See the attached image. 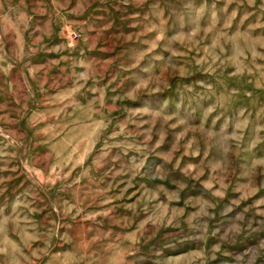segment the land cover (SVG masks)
<instances>
[{
  "label": "rangeland",
  "instance_id": "1",
  "mask_svg": "<svg viewBox=\"0 0 264 264\" xmlns=\"http://www.w3.org/2000/svg\"><path fill=\"white\" fill-rule=\"evenodd\" d=\"M0 264H264V0H0Z\"/></svg>",
  "mask_w": 264,
  "mask_h": 264
},
{
  "label": "built area",
  "instance_id": "2",
  "mask_svg": "<svg viewBox=\"0 0 264 264\" xmlns=\"http://www.w3.org/2000/svg\"><path fill=\"white\" fill-rule=\"evenodd\" d=\"M76 39H77V34H76V32H70V34H69V41H70V44H72Z\"/></svg>",
  "mask_w": 264,
  "mask_h": 264
}]
</instances>
